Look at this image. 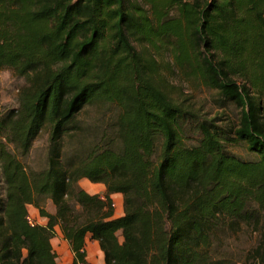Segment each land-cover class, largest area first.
Listing matches in <instances>:
<instances>
[{
  "label": "trees",
  "instance_id": "1",
  "mask_svg": "<svg viewBox=\"0 0 264 264\" xmlns=\"http://www.w3.org/2000/svg\"><path fill=\"white\" fill-rule=\"evenodd\" d=\"M163 44L217 103L238 107L234 125L200 119L153 83ZM2 67L29 86L0 113V264H58L56 228L71 264H89L88 235L105 264H236L211 250L222 224L257 232L242 261L264 264V0H0ZM94 103L115 108L110 124L71 150L87 128L76 115ZM189 121L196 143L184 140ZM46 124V166L30 169L21 159ZM232 140L257 158H237ZM82 178L103 183L104 198ZM28 205L44 224L28 223Z\"/></svg>",
  "mask_w": 264,
  "mask_h": 264
},
{
  "label": "rangeland",
  "instance_id": "2",
  "mask_svg": "<svg viewBox=\"0 0 264 264\" xmlns=\"http://www.w3.org/2000/svg\"><path fill=\"white\" fill-rule=\"evenodd\" d=\"M175 12L172 11L171 15ZM160 44V43H159ZM173 51L168 45L161 46L158 53L160 62L159 73L151 75L153 83L156 84L174 102L179 103L184 108L192 111L200 119L219 118L218 124L226 128L236 123L239 109L232 103L222 106L217 103V95L214 89L205 85L201 75L186 72V68L178 67L172 63ZM29 83L24 77L19 76L17 71L11 67L0 69V113L7 108L16 107L18 96ZM115 112L114 107L94 103L86 105L81 112L76 115V120L85 128V131L77 132L71 136L70 149L73 150L80 142L95 141L101 131L110 124V117ZM193 121L184 126L185 142L196 143L200 133L193 129ZM48 124H46L38 136L33 141L28 154L21 160L26 167L34 170H41L46 166L47 146H48ZM189 130V131H188ZM192 130V131H190ZM66 140L67 137L65 136ZM227 149L242 160H255L257 157L247 150L246 145L241 141H229ZM92 183L86 178L78 181V185L87 190L85 183ZM5 183L2 179L0 170V198L4 196ZM105 193V192H104ZM90 194H93L90 192ZM123 199V195H122ZM113 210L116 209V200H112ZM47 211H53L54 206L50 200L44 202ZM29 215L32 216V208L28 207ZM32 214V215H31ZM38 222L37 218H34ZM46 220V219H45ZM121 237V236H120ZM258 239L257 232L240 226V229L233 230L227 224L219 225L211 237V250L216 255L229 256L236 264H245L242 260ZM56 261L58 264H69L68 253L61 251L58 253L60 244L53 239ZM58 250V251H57Z\"/></svg>",
  "mask_w": 264,
  "mask_h": 264
},
{
  "label": "crops",
  "instance_id": "3",
  "mask_svg": "<svg viewBox=\"0 0 264 264\" xmlns=\"http://www.w3.org/2000/svg\"><path fill=\"white\" fill-rule=\"evenodd\" d=\"M85 187H86V191L87 192H91L93 194H99L101 198H104V192H105V185L101 182H97V183H85ZM110 197L112 198V200H116V209H114V216H121L123 214V199H122V194L121 193H113L110 195ZM28 207H31L33 212H32V217L37 218L38 222L40 224H44L45 223V218L40 217L38 214V210L32 206V205H28ZM27 207V210H28ZM49 212H54L53 211H49ZM29 213V211H28ZM53 239L58 242L60 244V246L58 247L60 251H58V253H60L61 251H65L68 253V258H70V262L69 264H71L72 259H73V253L70 250V247L67 243L66 240H64L62 238V234L60 232L59 228H56V235L55 237L52 238L51 240V244L53 249L54 245H53ZM121 237L119 236V240L121 241ZM61 254V253H60ZM85 259L89 264H105L104 263V258H103V252L101 251L100 247H99V243L97 240H93L90 238V236H86L85 238Z\"/></svg>",
  "mask_w": 264,
  "mask_h": 264
},
{
  "label": "built area",
  "instance_id": "4",
  "mask_svg": "<svg viewBox=\"0 0 264 264\" xmlns=\"http://www.w3.org/2000/svg\"><path fill=\"white\" fill-rule=\"evenodd\" d=\"M112 206H114L113 203H112ZM26 219L30 225H33L34 223H36L35 219H33V217L30 216L29 214L26 216Z\"/></svg>",
  "mask_w": 264,
  "mask_h": 264
}]
</instances>
